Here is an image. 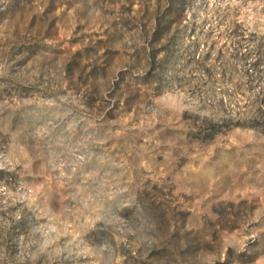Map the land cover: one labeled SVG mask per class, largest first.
Here are the masks:
<instances>
[{
	"label": "rangeland",
	"instance_id": "374dc122",
	"mask_svg": "<svg viewBox=\"0 0 264 264\" xmlns=\"http://www.w3.org/2000/svg\"><path fill=\"white\" fill-rule=\"evenodd\" d=\"M0 264H264V0H0Z\"/></svg>",
	"mask_w": 264,
	"mask_h": 264
},
{
	"label": "trees",
	"instance_id": "16d2710c",
	"mask_svg": "<svg viewBox=\"0 0 264 264\" xmlns=\"http://www.w3.org/2000/svg\"><path fill=\"white\" fill-rule=\"evenodd\" d=\"M156 31H157V29H156Z\"/></svg>",
	"mask_w": 264,
	"mask_h": 264
}]
</instances>
